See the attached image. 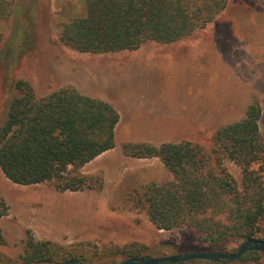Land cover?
<instances>
[{"label":"rangeland","instance_id":"374dc122","mask_svg":"<svg viewBox=\"0 0 264 264\" xmlns=\"http://www.w3.org/2000/svg\"><path fill=\"white\" fill-rule=\"evenodd\" d=\"M8 1L13 10L0 19V124L18 80L31 84L37 97L75 88L109 103L119 121L116 147L78 168L101 178L99 190L60 191L52 181L16 184L0 170L6 207L0 216V262L18 263L28 236L81 253L94 264H114L133 248L153 256L235 251L240 240L225 238L211 247L207 233L201 240L186 224L157 229L143 209L132 208L125 198L133 188L174 176L158 157L126 155L122 144L188 141L218 157L244 191L243 167L224 154L215 135L258 105L264 138V0H227L213 20L175 42L149 40L136 50L106 53L79 52L59 40L60 26L85 14V0ZM215 217L227 220L226 213ZM255 238L264 239V219Z\"/></svg>","mask_w":264,"mask_h":264},{"label":"trees","instance_id":"16d2710c","mask_svg":"<svg viewBox=\"0 0 264 264\" xmlns=\"http://www.w3.org/2000/svg\"><path fill=\"white\" fill-rule=\"evenodd\" d=\"M226 4L227 0H85V14L63 23L58 36L79 52L136 50L145 41L171 43L189 35L213 20ZM12 10L10 1L0 0V19ZM18 11L19 7L14 13ZM15 87L17 95L0 124L3 175L21 185L52 181L60 191L101 189L99 176L82 175L78 168L115 147L119 121L115 108L72 87L43 97H37L26 81L18 80ZM259 117V106L250 105L243 119L222 127L215 135L224 154L243 167L244 191L220 166L218 157L188 141L158 146L124 143L126 155L158 157L174 176L171 182L133 188L125 201L132 208L143 209L157 229L171 230L186 224L201 240L207 233L211 247L225 238H255L264 219V138L259 132ZM221 213L227 214L226 221L216 219ZM5 214L6 207L0 199V216ZM121 253L125 258L143 254L136 248ZM73 259L94 264L81 253L28 236L24 254L16 264ZM261 259L264 254L248 251L226 263L189 259L174 264Z\"/></svg>","mask_w":264,"mask_h":264},{"label":"water","instance_id":"95a60500","mask_svg":"<svg viewBox=\"0 0 264 264\" xmlns=\"http://www.w3.org/2000/svg\"><path fill=\"white\" fill-rule=\"evenodd\" d=\"M248 251H258L264 254V240L258 238H247L240 241L233 252L218 250H196L192 252L178 251L171 254L153 256L141 254L116 261L114 264H174L189 259L208 260L217 263H226L238 259ZM0 264H2L0 262ZM50 264H87L81 260L73 259L63 263Z\"/></svg>","mask_w":264,"mask_h":264},{"label":"crops","instance_id":"0c3cea01","mask_svg":"<svg viewBox=\"0 0 264 264\" xmlns=\"http://www.w3.org/2000/svg\"><path fill=\"white\" fill-rule=\"evenodd\" d=\"M115 147H116V145H115ZM115 147H114V148H115ZM114 148H112V149H114ZM110 150H111V149H110ZM105 152H107V151H105ZM105 152L99 154L98 156H96L95 158H93L91 161H89L87 164H90V163H92V162H97L98 158H100V157L102 156V154H104Z\"/></svg>","mask_w":264,"mask_h":264}]
</instances>
